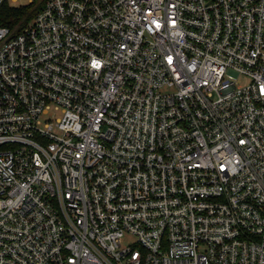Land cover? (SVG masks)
<instances>
[{"label":"built area","instance_id":"2783aa9c","mask_svg":"<svg viewBox=\"0 0 264 264\" xmlns=\"http://www.w3.org/2000/svg\"><path fill=\"white\" fill-rule=\"evenodd\" d=\"M0 264H264V0L0 27Z\"/></svg>","mask_w":264,"mask_h":264},{"label":"trees","instance_id":"16d2710c","mask_svg":"<svg viewBox=\"0 0 264 264\" xmlns=\"http://www.w3.org/2000/svg\"><path fill=\"white\" fill-rule=\"evenodd\" d=\"M46 0H35L32 4L22 7H11L4 3L0 6V27L10 29L13 35H18L29 25L43 9Z\"/></svg>","mask_w":264,"mask_h":264},{"label":"rangeland","instance_id":"374dc122","mask_svg":"<svg viewBox=\"0 0 264 264\" xmlns=\"http://www.w3.org/2000/svg\"><path fill=\"white\" fill-rule=\"evenodd\" d=\"M18 4H20V2L16 3L15 5H18Z\"/></svg>","mask_w":264,"mask_h":264}]
</instances>
